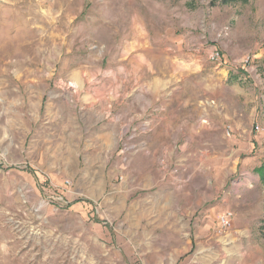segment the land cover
Instances as JSON below:
<instances>
[{
	"label": "rangeland",
	"instance_id": "1",
	"mask_svg": "<svg viewBox=\"0 0 264 264\" xmlns=\"http://www.w3.org/2000/svg\"><path fill=\"white\" fill-rule=\"evenodd\" d=\"M214 1L0 0V264H264V0Z\"/></svg>",
	"mask_w": 264,
	"mask_h": 264
},
{
	"label": "crops",
	"instance_id": "2",
	"mask_svg": "<svg viewBox=\"0 0 264 264\" xmlns=\"http://www.w3.org/2000/svg\"><path fill=\"white\" fill-rule=\"evenodd\" d=\"M105 118L107 119L105 122H113V118H114V114H113V110H107L105 111ZM104 127H109V130H105L104 131ZM103 128H100V134L98 136V139H100L99 141L101 143L98 142L100 149L102 150V160H101V166H100V170H110L109 164L111 163V161L114 158V154H115V149H116V144H117V132L115 131L116 128H114L113 131H110V126H107V124L104 125ZM96 155V153H95ZM94 155V156H95ZM76 168V167H75ZM92 170V169H91ZM96 170V169H93ZM75 176V174L73 175ZM51 179V185H55L53 182V179ZM109 179V177H107V173L103 175V177L101 176V173H99V176H88L87 178V183L89 184H93L94 182H98L99 184H104L105 181H107ZM52 185V186H53ZM49 198L53 199L54 202H58L57 200H55V198H60L63 204H66V200L65 197L63 195H60L58 193L55 192H51V195H49ZM65 200V201H64ZM66 202V203H65Z\"/></svg>",
	"mask_w": 264,
	"mask_h": 264
},
{
	"label": "trees",
	"instance_id": "3",
	"mask_svg": "<svg viewBox=\"0 0 264 264\" xmlns=\"http://www.w3.org/2000/svg\"><path fill=\"white\" fill-rule=\"evenodd\" d=\"M252 0H215L213 2V6H227V5H235V4H247ZM257 174L261 177L264 181V164L256 169Z\"/></svg>",
	"mask_w": 264,
	"mask_h": 264
},
{
	"label": "built area",
	"instance_id": "4",
	"mask_svg": "<svg viewBox=\"0 0 264 264\" xmlns=\"http://www.w3.org/2000/svg\"><path fill=\"white\" fill-rule=\"evenodd\" d=\"M67 184H70V183L68 182ZM55 200L59 201V200H61V199H60V198H55ZM229 218H230V216H229ZM229 218H228V217L224 218V220H223V224L228 225V224H229ZM225 225H224V226H225Z\"/></svg>",
	"mask_w": 264,
	"mask_h": 264
}]
</instances>
